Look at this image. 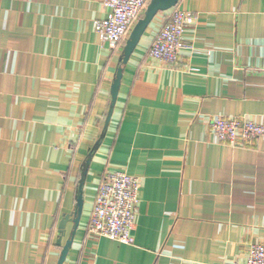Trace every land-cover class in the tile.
<instances>
[{"label": "crops", "instance_id": "crops-1", "mask_svg": "<svg viewBox=\"0 0 264 264\" xmlns=\"http://www.w3.org/2000/svg\"><path fill=\"white\" fill-rule=\"evenodd\" d=\"M174 7L194 14L178 60L148 53L161 11L122 64L125 40L94 30L101 0H0V264H57L70 238L62 264H245L264 242V135L231 144L210 126L264 125V0ZM115 170L141 182L131 244L86 232Z\"/></svg>", "mask_w": 264, "mask_h": 264}, {"label": "built area", "instance_id": "built-area-1", "mask_svg": "<svg viewBox=\"0 0 264 264\" xmlns=\"http://www.w3.org/2000/svg\"><path fill=\"white\" fill-rule=\"evenodd\" d=\"M149 0H101L108 9L106 18L95 20L94 30L102 43L115 48L130 33ZM165 12V21L156 34L148 53L167 63L178 60L179 51L187 44L185 28L194 20V14L172 7ZM210 126L215 138L236 144L264 135V125L245 116L213 115ZM141 186L138 177L123 170L102 174L89 215L86 232L90 237H106L125 244L133 243L132 231ZM245 264H264V242L250 245Z\"/></svg>", "mask_w": 264, "mask_h": 264}, {"label": "water", "instance_id": "water-1", "mask_svg": "<svg viewBox=\"0 0 264 264\" xmlns=\"http://www.w3.org/2000/svg\"><path fill=\"white\" fill-rule=\"evenodd\" d=\"M178 1L179 0H149L148 1L141 16L136 20L132 29L130 30L129 35L125 39V43L122 48L119 62L124 64L127 61V59L129 58V55L131 54V52L137 45L141 35L144 33L146 27L151 22V20L155 17V15L158 12L166 11L174 7L178 3ZM121 73H122V66H118L116 69V74H115L112 86H111L112 104L114 103L116 99V95H117V91H118V87L120 83V78H121ZM81 209H82V198H81V193H80L77 197L76 209L71 214L73 216L72 221L74 223V227H76L78 224ZM69 215L70 214L65 216V218L61 221L60 223L61 228H63L65 221L69 219ZM70 244H71V238L63 246L57 264L63 263Z\"/></svg>", "mask_w": 264, "mask_h": 264}]
</instances>
